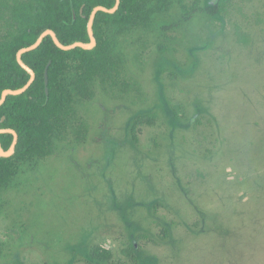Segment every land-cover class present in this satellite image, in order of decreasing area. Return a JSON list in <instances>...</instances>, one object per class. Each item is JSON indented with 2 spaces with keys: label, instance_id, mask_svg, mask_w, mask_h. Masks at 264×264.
<instances>
[{
  "label": "rangeland",
  "instance_id": "obj_1",
  "mask_svg": "<svg viewBox=\"0 0 264 264\" xmlns=\"http://www.w3.org/2000/svg\"><path fill=\"white\" fill-rule=\"evenodd\" d=\"M34 6L0 0V40ZM235 6L188 20L173 0L114 40L129 86L96 83L53 155L21 166L0 264H102L95 247L129 264L134 241L140 264H264V0Z\"/></svg>",
  "mask_w": 264,
  "mask_h": 264
},
{
  "label": "trees",
  "instance_id": "obj_2",
  "mask_svg": "<svg viewBox=\"0 0 264 264\" xmlns=\"http://www.w3.org/2000/svg\"><path fill=\"white\" fill-rule=\"evenodd\" d=\"M237 1L243 0H175L188 20L199 14L228 16ZM172 4L173 0H121L115 14H97L94 50L62 51L48 37L38 49L23 55L36 79L23 95L9 96L0 107L1 129L14 130L19 137L14 155L0 158V195L10 189L22 165L53 155L56 144L65 140L75 126L76 105L94 98L96 83L111 89L129 86L123 78V64L116 54L114 40L134 30H148L154 17L169 13ZM101 5L112 9L116 0H35V6L19 15L9 34L0 40V98L4 90L20 89L30 79L16 60L21 49L33 45L48 29L64 45L89 43L88 21L93 10ZM153 118L152 114L135 116L131 123L135 143L138 128L152 126ZM0 142L7 151L13 136L1 134ZM139 249V242L134 241L124 250L129 264H140ZM2 252L0 243V260ZM89 257L92 262L109 264L112 253L95 247Z\"/></svg>",
  "mask_w": 264,
  "mask_h": 264
},
{
  "label": "water",
  "instance_id": "obj_3",
  "mask_svg": "<svg viewBox=\"0 0 264 264\" xmlns=\"http://www.w3.org/2000/svg\"><path fill=\"white\" fill-rule=\"evenodd\" d=\"M120 3H121V0H116V5L112 9L103 7L101 5V6L96 7L93 10V12L90 15V18H89V21H88V27H87V32H88V36H89V40H90L89 43L75 42V43H73L71 45H64V44H62L60 42V40L57 37L56 33L54 31L48 29V30H46L45 32H43L39 36V38L37 39V41L33 45H31L30 47H26V48L21 49L17 53L16 60H17V63L30 75V79L27 82V84L24 87L20 88V89H17V90H11V89L4 90L2 92V95H1V98H0V107H2L6 103L7 98L9 96H14L15 97V96L23 95L31 87V85L33 84V82L36 79L35 72L23 61V55L38 49L41 46V44L43 43V41L46 38H48V37H50L53 40L54 44L60 50L62 49V51H71V50H74V49H77V48H80V49H83V50H86V51L94 50L97 47V40H96V37H95V34H94V23H95L97 14L99 12H101V11L103 13H107V14H115L116 11L119 9ZM45 77H46V82H45L46 83V93H47V95H49V89H48V83H47L48 82V72H47V70H46ZM1 134H11L13 136L12 145L7 151L2 147V144L0 142V158H10V157H12L14 155V153L16 151V147H17L18 139H19L18 134L14 130L1 129V127H0V135Z\"/></svg>",
  "mask_w": 264,
  "mask_h": 264
}]
</instances>
